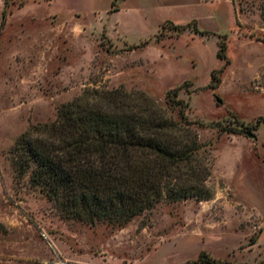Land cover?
<instances>
[{
  "label": "rangeland",
  "instance_id": "1",
  "mask_svg": "<svg viewBox=\"0 0 264 264\" xmlns=\"http://www.w3.org/2000/svg\"><path fill=\"white\" fill-rule=\"evenodd\" d=\"M112 1L0 0V264H191L202 251L264 264V122L223 130L264 117V0ZM193 19L214 34L166 23ZM219 35L229 64L208 88L224 64ZM87 89L143 92L174 118L176 90L211 197L163 199L121 227L62 217L17 176L11 148Z\"/></svg>",
  "mask_w": 264,
  "mask_h": 264
},
{
  "label": "trees",
  "instance_id": "2",
  "mask_svg": "<svg viewBox=\"0 0 264 264\" xmlns=\"http://www.w3.org/2000/svg\"><path fill=\"white\" fill-rule=\"evenodd\" d=\"M117 2L112 1V11L118 10ZM166 23L177 35L187 28L214 34L200 30L195 19L186 25ZM224 37L219 35L217 52L224 64L211 71L208 88L218 86L219 74L229 64ZM170 93L171 103L179 107L176 118L143 92L85 90L60 104L52 122L33 125L18 137L11 148L17 176L28 175L30 186L53 202L62 217L90 224L124 226L163 199H209L204 147L186 117L183 100L177 99L176 90ZM262 122L260 116L242 129L223 130L242 133ZM191 264L224 263L202 251Z\"/></svg>",
  "mask_w": 264,
  "mask_h": 264
},
{
  "label": "water",
  "instance_id": "3",
  "mask_svg": "<svg viewBox=\"0 0 264 264\" xmlns=\"http://www.w3.org/2000/svg\"><path fill=\"white\" fill-rule=\"evenodd\" d=\"M249 136H251V137H253V135L250 133V135Z\"/></svg>",
  "mask_w": 264,
  "mask_h": 264
}]
</instances>
